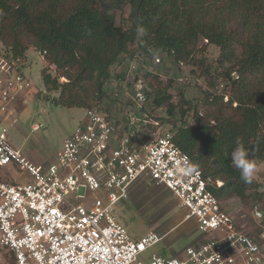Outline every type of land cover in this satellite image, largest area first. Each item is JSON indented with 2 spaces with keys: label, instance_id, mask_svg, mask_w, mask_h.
I'll use <instances>...</instances> for the list:
<instances>
[{
  "label": "built area",
  "instance_id": "2783aa9c",
  "mask_svg": "<svg viewBox=\"0 0 264 264\" xmlns=\"http://www.w3.org/2000/svg\"><path fill=\"white\" fill-rule=\"evenodd\" d=\"M148 62L135 55L116 64L105 88L118 84L112 98L126 100L87 108L55 161L41 165L9 138L8 119L29 100L32 81L24 58L0 41V245L16 264H264L261 239L238 227L209 188L212 179L177 145L166 107L148 95ZM15 169L19 180L10 174ZM142 181L167 188L205 239L181 255L139 259L168 234L150 230L133 238L117 217ZM254 213L264 218L263 207Z\"/></svg>",
  "mask_w": 264,
  "mask_h": 264
},
{
  "label": "trees",
  "instance_id": "16d2710c",
  "mask_svg": "<svg viewBox=\"0 0 264 264\" xmlns=\"http://www.w3.org/2000/svg\"><path fill=\"white\" fill-rule=\"evenodd\" d=\"M104 2L114 9L128 7L130 24H118L114 14L100 8ZM140 26L146 34L138 38ZM201 40L205 43L198 48ZM0 41L24 59L30 48L37 49L47 63L41 70L47 91L59 92L46 99L85 109L110 98L105 82L126 56L139 55L147 62L162 52L174 62L202 66L205 57L200 60L197 52L208 44L218 46V66L206 60L204 72L221 77L231 92L205 91L204 113L189 106L182 92L173 101L172 77L164 83L146 71L147 92L173 116L169 121L177 145L212 179L209 188L221 202L262 200L257 182L242 181L231 152L239 138L251 159L264 160V0H0ZM192 109L190 121L186 115ZM235 220L253 237L263 229L250 231Z\"/></svg>",
  "mask_w": 264,
  "mask_h": 264
},
{
  "label": "rangeland",
  "instance_id": "374dc122",
  "mask_svg": "<svg viewBox=\"0 0 264 264\" xmlns=\"http://www.w3.org/2000/svg\"><path fill=\"white\" fill-rule=\"evenodd\" d=\"M100 8L114 14L118 24L124 27L130 24V9L128 7L124 10L114 9L108 2H104ZM204 43L205 41L201 40L198 48ZM132 49H135V45ZM219 54L220 48L218 46L214 44L206 45V49L203 52H197L200 60L205 57V60H202L204 65L198 66L193 63L174 62L171 58H166L164 53L157 52L153 58L148 60V67L154 74L159 75L164 83L170 77L175 79L173 87L169 90L173 94V101H178L180 98L179 93L182 92L185 95V99L190 102L189 106H198L202 114L206 108L205 91H217V93H225L227 95L231 92L229 86L223 88V79L221 77H212V75L204 72L206 60L213 67L218 66L217 58ZM157 56H164L158 64L155 63ZM24 63L25 72L32 81L31 94L27 103L17 108L15 113L8 119V134L13 145L21 149L28 159L36 164L47 165L55 161L64 140L75 131L80 121L85 117L86 109L63 107L46 99L47 94L55 97L59 95V92L47 91L41 73L42 68L47 63L37 49L30 48L27 51ZM126 63H122L124 67L129 64L128 61ZM224 66L227 67L229 64L226 63ZM52 69H55L54 66ZM113 69L115 71L118 68L114 66ZM52 73L55 74L54 71ZM211 81L218 83L217 87H212L210 85ZM110 87L105 89L113 100L114 91L120 90L121 87L118 84L115 85V83H112ZM110 98L98 102L100 107L108 105L107 103L111 101ZM124 100L126 99L118 98L111 101L110 104L120 103ZM225 100L227 99L225 98ZM162 113L164 119L168 121L173 119V116L168 114L165 108H162ZM158 114H161V112H158ZM192 116L193 109L190 112L188 111L186 119L192 121ZM180 124L181 120H178L177 125ZM253 160L257 164V171L253 180L260 185L257 191L263 193L262 200L251 197L246 200L232 197L224 199L222 203L225 209L243 227L247 226L250 231H254L258 226H261L263 229L257 236L264 244V236H262L264 234V218H256L254 213L256 205L264 209V160ZM10 174L13 179H20L17 169ZM252 191L253 189L250 190V192ZM186 216L187 212L185 209L178 205L177 199L167 189L144 182L136 185L132 191L131 199L120 203L117 212L118 219L126 225L133 238H140L150 230L160 233L168 232L161 242L150 247L139 256V259L143 260L150 258L152 253L171 256L175 251V255H181L182 250L186 246L195 241L205 239L200 232L196 231L194 221L186 219ZM13 257V254L7 252L0 245V264H16Z\"/></svg>",
  "mask_w": 264,
  "mask_h": 264
},
{
  "label": "clouds",
  "instance_id": "9594fccd",
  "mask_svg": "<svg viewBox=\"0 0 264 264\" xmlns=\"http://www.w3.org/2000/svg\"><path fill=\"white\" fill-rule=\"evenodd\" d=\"M136 34L138 38L144 36L146 34V29L143 26L137 27ZM231 161L239 170L242 181L246 184L251 183L257 171V164L250 158L249 151L239 138L237 139L236 147L231 152ZM185 163L190 171L194 172L196 170L195 165L187 161H185Z\"/></svg>",
  "mask_w": 264,
  "mask_h": 264
},
{
  "label": "crops",
  "instance_id": "0c3cea01",
  "mask_svg": "<svg viewBox=\"0 0 264 264\" xmlns=\"http://www.w3.org/2000/svg\"><path fill=\"white\" fill-rule=\"evenodd\" d=\"M174 253H175V251L173 252V254H172V255H175Z\"/></svg>",
  "mask_w": 264,
  "mask_h": 264
}]
</instances>
